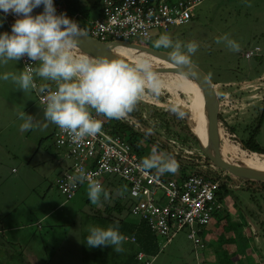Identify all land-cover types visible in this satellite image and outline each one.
<instances>
[{"label": "rangeland", "instance_id": "rangeland-1", "mask_svg": "<svg viewBox=\"0 0 264 264\" xmlns=\"http://www.w3.org/2000/svg\"><path fill=\"white\" fill-rule=\"evenodd\" d=\"M94 1L78 0L79 12L74 15L78 17L84 14L82 21L86 23L97 19L100 15L101 1L95 6ZM7 14L12 20L18 18L10 11ZM65 15L68 16L67 13ZM193 15L192 21L187 25L171 27L168 31L154 29L151 31L150 40L138 39L137 43L171 52V49L154 46L161 34H167L173 42L179 41L182 44L195 42L198 48L190 56V61L208 76L219 95L223 90L225 92L233 90L232 88L238 84L242 87L264 84V58L260 60L254 56L247 59L243 56L245 50L255 45L260 47V54L264 51V0H203L193 8ZM0 22H2L0 32L11 31L10 20L1 13ZM225 35L239 44L238 51H232L223 43H217V40ZM114 56L129 63L138 57L130 53ZM151 62L154 66L161 65L156 61ZM22 70L24 67L21 58L17 62L8 61L7 64L0 65V73L18 74ZM158 76L162 81L159 94L146 91L137 104L148 111L151 104L164 108L177 131L187 129L191 131L196 115L192 109V96L179 88L166 86L176 82L175 75ZM36 79L41 85L52 83L38 76ZM197 87L200 89L198 84ZM237 92L241 94L236 96V105L240 108L236 112L240 114V111L249 109L245 115L252 114L250 109L253 105L248 99L250 94H256L255 91L248 89ZM183 107L189 112L183 118H178L172 109L182 111ZM22 112L32 115L38 126L28 132H21L19 125L22 122L20 119ZM45 123L47 127H42ZM144 126H146V136L152 133L150 119ZM55 128L54 124L44 120L43 107L38 100L37 91L29 89L22 92L11 80H0V264H142L129 260V256L137 250L136 244L132 242L125 241L122 245L124 250L119 254L110 246L89 248L85 245L87 226L110 225L107 219L105 221L101 219L106 215L105 207L113 205L115 201L122 205L128 204V188L120 177L104 175L101 181L110 198L102 200L100 206L89 202L86 193L87 183H82L76 195L66 200L55 184L56 176L68 165L64 156L65 150L57 147L54 142ZM221 129L224 138L237 145L232 134L222 127ZM160 130L163 135L161 138H168L167 145L174 153L187 157L192 155L204 160L205 157L197 150L192 139L187 142L188 146L184 153L180 141L174 137L171 129L164 127ZM202 132L207 139L205 119L202 121ZM256 139L264 146V120ZM141 146L149 154L154 151L152 146H145L144 142H141ZM237 146L233 148L238 150ZM246 160L252 161L251 158ZM153 172L166 178L177 177L176 171L163 174L156 170ZM245 194L246 191L243 190H232L229 191L228 198L241 199ZM227 205L231 213L230 217L234 219L236 217L234 206ZM243 208L246 220L255 236L264 234V229L259 224L264 218V213L252 204ZM222 213L224 212L218 211L213 214L210 223L201 229L214 230L216 227L214 219L217 221ZM127 218L136 220L129 213ZM187 234V228L179 230L175 237L153 257L151 264H196L195 254L201 255L203 249L197 248L195 252L193 242ZM215 237L224 238L225 235L219 234ZM158 242L163 244L164 240L158 237ZM214 243L219 244L216 240ZM224 244L227 245L226 242ZM235 250L236 248H222L215 251L213 254L217 256V261L208 264H239ZM249 255L251 262L261 263L260 255L264 257V249L261 254L250 250ZM246 261L242 262L246 263Z\"/></svg>", "mask_w": 264, "mask_h": 264}, {"label": "clouds", "instance_id": "clouds-1", "mask_svg": "<svg viewBox=\"0 0 264 264\" xmlns=\"http://www.w3.org/2000/svg\"><path fill=\"white\" fill-rule=\"evenodd\" d=\"M41 5L43 11L31 15L32 10ZM0 11L3 14L11 11L18 17L11 24L10 32H0V65L17 62L24 56L31 62H39L35 68L25 64L24 70L18 74L0 73V80H11L22 92L36 87L34 73L54 82L55 89L46 90L44 120L65 131L72 143L78 144L85 137L100 132L102 121L92 115L93 111L105 118L120 120L133 110L146 91L159 94L162 81L148 58L137 57L129 63L73 54L77 37L82 34L81 28L64 13L57 14L53 0H0ZM217 43H223L232 51L239 49V44L227 35ZM154 46L171 49L170 59L179 67L189 64L190 56L198 48L195 42H173L167 34H161ZM172 111L178 118L185 115L176 108ZM20 119L21 132L38 126L34 117L25 112L20 114ZM42 127H47V123ZM137 167L142 173L156 170L163 174L175 172L177 163L172 157L154 150L142 158ZM69 179L74 186L87 182L86 193L92 205L100 206L102 200L110 198L102 184L91 179L83 169L77 168ZM86 230L84 243L87 247L110 246L117 254L124 250L122 245L127 237L120 232L118 225L103 227L93 224Z\"/></svg>", "mask_w": 264, "mask_h": 264}, {"label": "built area", "instance_id": "built-area-1", "mask_svg": "<svg viewBox=\"0 0 264 264\" xmlns=\"http://www.w3.org/2000/svg\"><path fill=\"white\" fill-rule=\"evenodd\" d=\"M203 0H102L100 15L89 25L87 34L101 42L126 41L137 43L138 39L148 41L151 31L158 29L168 31L171 27L182 26L191 21L193 8ZM57 14H66L60 5H54ZM76 20V15L71 16ZM255 45L245 50L244 58L250 59L260 52ZM73 54L85 55L73 48ZM23 67L27 64L35 68L39 62H31L28 57L21 58ZM37 97L44 107L47 89L55 85H41L34 73ZM92 115L102 121V127L95 136L85 137L80 143H72L68 134L57 126L54 131V142L64 149L68 161L65 169L55 178L59 192L66 200L72 199L81 187L73 185L69 177L77 168L83 169L91 179L102 184L104 175H116L125 182L128 188V213L138 221H143L157 237L164 242L163 249L176 235L187 228L188 238L195 246L200 245L198 234L203 226L210 223L214 212L222 207L217 198V190L223 183L222 178L208 179L199 174L181 175L166 178L152 170L142 173L138 170L141 161L133 146L119 133H112L103 115ZM84 183H87L86 181ZM103 186V184H102ZM158 194V195H157ZM126 241L135 242V237ZM201 246V245H200ZM142 264H151L153 257L142 251L136 254ZM197 264H202L196 255Z\"/></svg>", "mask_w": 264, "mask_h": 264}, {"label": "trees", "instance_id": "trees-1", "mask_svg": "<svg viewBox=\"0 0 264 264\" xmlns=\"http://www.w3.org/2000/svg\"><path fill=\"white\" fill-rule=\"evenodd\" d=\"M102 0H95L93 3L95 5H99L98 2ZM78 0H53L54 5L60 4L68 14V18L71 19V16L74 13L79 12L77 6ZM100 11V10H99ZM11 12V11H10ZM1 14L2 11H0ZM79 14V13H78ZM5 18L10 20V23H14L15 20H12L8 14H3ZM84 14H80L76 17L77 24L80 28L88 32L89 24L82 21ZM193 18V17H192ZM191 18V21H192ZM72 20V19H71ZM190 21V22H191ZM189 22V23H190ZM188 24V23H187ZM185 24V25H187ZM184 26V25H183ZM133 54V53H130ZM136 55V54H133ZM138 57H142L136 55ZM257 56V55H256ZM153 65V63H152ZM157 66V65H156ZM155 66L153 65V68ZM171 74V73H169ZM162 75V74H158ZM174 75V74H172ZM175 83V84H174ZM166 84L168 88L172 86L174 88H179L185 93H188V90L184 85L180 82V80L176 77V82ZM50 85V83L46 84ZM233 85V84H231ZM234 86V85H233ZM199 89V88H198ZM233 90L231 91H222L220 95H218V101L220 105L219 113H218V122L220 127L224 128L226 132L232 134L231 136L234 138V141L237 145L231 143L226 138H224L222 131H219V153L221 156L231 159V160H246L251 158L252 162L256 164H263L264 165V146L257 142V134L261 129L263 120H264V84L259 86H246L242 87L236 85ZM255 91V95H249V99L251 104L253 105L250 111V115L246 116V109L245 111L238 114L236 111L239 110V106H237L236 96H239L241 93L237 92L248 90ZM257 93H259L257 95ZM200 95V104H201V111L202 117L206 120V111L203 106V97L202 93L199 89ZM152 106L149 107V111L144 109L142 105L136 103L133 110L128 113L124 118L120 120L116 119H107L109 127L112 133H119L121 134L132 146L133 149L138 153L139 157L142 159L149 155V152L141 146V142H144L145 146H152L155 151L160 154L172 157L177 163L176 175L177 177L181 175H188V174H199L208 179L216 180L218 178H222L223 183L217 190V198L222 203V207L214 212V215L220 211L224 212L217 219L215 225L218 226L222 224V228L225 232L231 229L234 235H231L230 238H233L235 241V245L238 251L247 250L249 249L250 245L249 242L254 244L256 249L261 254L262 245L260 241L264 243V234H260V240L258 237H255L253 231L251 229V225L246 220L245 211L243 206H247L252 204L256 209L260 212L264 213V182L252 181V180H239L238 178L228 174L223 169H220L214 166L202 149V144L200 143L199 139L195 136L192 129L185 131H177L172 124L173 120L170 119L169 113H167L166 109L161 107H156L155 104H151ZM250 105V104H249ZM181 107V106H180ZM181 110L187 115L189 110L186 108H181ZM234 111V112H233ZM150 119L151 125V132L148 133L146 136L145 130L146 126L144 124H148ZM168 128L171 129L173 132L174 137L180 141V145L182 146V150L185 153L186 146H188V141L192 139L197 146V150L204 156V160H201L197 157H187L183 156L180 153H174L167 145V139L161 138L163 135L161 133V128ZM162 135V136H161ZM237 146L238 150L233 148V146ZM242 148V150H241ZM235 156V157H234ZM153 171V170H152ZM232 190H243L246 191V194L243 198L239 199L236 197H229L228 193ZM226 202H230L232 206H234L235 218L231 219L230 211L228 209V205ZM128 204H120L119 202L115 201L113 205H109L105 207L106 215L101 217L104 221L107 219L110 224L118 225L119 230L122 234L128 237H135V242L137 250L129 256V260H133L135 262H139L136 259V254L139 251L144 252L148 256L154 257L159 250H161V246L158 242V237L155 235L145 224L143 221L138 220H129L127 218V214L129 211ZM227 205V206H226ZM257 222V221H256ZM261 228L264 229V218L259 223ZM248 230L250 237L248 238L247 234H245V230ZM201 231V230H200ZM264 231V230H263ZM231 232V231H230ZM224 236L225 234H220ZM200 238V245L195 246L193 242V250L196 252L197 248H204L205 244L200 236V232L198 234ZM226 237V236H225ZM222 238V240L217 241L219 244H214L217 247H220L222 244H226L229 242L228 238ZM232 240V239H231ZM130 242V241H128ZM133 243V242H132ZM230 244V243H229ZM234 244V243H233ZM213 245V246H214ZM215 247V246H214ZM197 255V254H195ZM199 256V255H197ZM197 261V260H196ZM203 264V263H202ZM259 264V263H256ZM261 264H264V257H262Z\"/></svg>", "mask_w": 264, "mask_h": 264}, {"label": "water", "instance_id": "water-1", "mask_svg": "<svg viewBox=\"0 0 264 264\" xmlns=\"http://www.w3.org/2000/svg\"><path fill=\"white\" fill-rule=\"evenodd\" d=\"M43 11V6L34 8L31 15L35 16ZM82 31V34L77 37L76 44L73 48L79 50L83 54L91 58H113L120 59L114 56L110 51L116 47L124 46L135 49L139 53L162 61L164 65L155 66L153 69L158 74H176L192 78L200 87L203 97V106L206 111L207 120V145H203L202 149L209 161L216 167L223 169L228 174L241 180H252L264 182V170L253 169L241 163L230 162L223 159L219 153V131L221 127L218 122V113L220 109L217 90L211 83L208 76L195 64L189 61V64L179 67L171 61L169 53L162 50L153 49L147 45L126 41H108L101 42L92 38L87 32ZM122 60V59H120ZM123 61V60H122ZM125 62V61H124Z\"/></svg>", "mask_w": 264, "mask_h": 264}, {"label": "crops", "instance_id": "crops-1", "mask_svg": "<svg viewBox=\"0 0 264 264\" xmlns=\"http://www.w3.org/2000/svg\"><path fill=\"white\" fill-rule=\"evenodd\" d=\"M257 57L258 58H260V60H262V58H264V51L263 52H261V54L259 53L258 55H257ZM37 66H38V64H37ZM48 84V83H47ZM51 85H55V83L54 82H52V83H50ZM43 85H45V84H43ZM227 204H230V202H226ZM214 222H216L215 221V219H214ZM214 225H215V223H214ZM216 226V225H215ZM243 230H245L244 232H245V234H247V235H245V236H247L248 238L250 237V234H249V232H248V230H246V229H243ZM231 231V232H230ZM232 232H234V231H232L231 229H229V230H227L226 232H225V230L222 228V224H219L218 226H216L215 227V229L213 230V228H211V229H207V228H205L204 230H202L201 229V231H200V233L202 234V235H200L201 236V238H202V240H203V237H205V240H203V243L205 244V246H204V248H202L203 249V253L201 254V255H199V254H197V255H199V259L201 260V262L203 263V264H208V263H213V262H215V261H217V256H215L213 253L215 252V251H218L219 249H226V248H230V249H233V248H236V250H235V254H236V259H237V261H238V263L239 264H256V263H259V264H261L260 263V261L259 262H251V256L249 255V252H250V250H254L255 252H259L257 249H256V247L254 246V244L253 243H251V241L249 242V245H250V247H249V249H247V250H242L241 252L240 251H238V249H237V247H236V245H235V241L233 240V238H230V236L231 235H234ZM219 234H225V236H226V238H228V243H227V245H225V244H222L220 247H217L216 245H214L215 243V240H216V242L219 240V238L218 239H216V235H219ZM254 234V236H255V233H253ZM203 236V237H202ZM255 237H257V236H255ZM258 238H259V240H260V236H258ZM232 239V240H231ZM226 242V241H225ZM230 243V244H229ZM234 243V244H233ZM260 244L262 245L261 247H262V249H264V243L263 242H261L260 241ZM215 247H214V246ZM229 245H230V247H229ZM261 249V250H262ZM205 251V252H204ZM260 254V253H259ZM243 255V256H242ZM195 258H196V255H195ZM247 259V261H246V259ZM260 258L262 259V257H261V255H260ZM249 260V261H248ZM242 261H246V263H243ZM197 262V261H196ZM197 264V263H196Z\"/></svg>", "mask_w": 264, "mask_h": 264}, {"label": "bare ground", "instance_id": "bare-ground-1", "mask_svg": "<svg viewBox=\"0 0 264 264\" xmlns=\"http://www.w3.org/2000/svg\"><path fill=\"white\" fill-rule=\"evenodd\" d=\"M113 55H119V54H124V53H133L145 58H148L151 61H156L157 63L164 65L162 61H159L154 58H150L143 53L137 52L135 49L127 48L124 46H119L110 51ZM180 82L184 85V87L187 88L188 93L192 96V109L196 113L195 118H194V126L192 127V131L195 134V136L199 139L200 143L202 145H207L208 140L205 138L202 132V111H201V104H200V95H199V89L197 87L196 82L190 78L186 77L183 75H176L174 74ZM223 159L230 161V162H235V163H241L247 167L253 168V169H259V170H264V165L263 164H256L252 161L249 160H231L227 159L223 156H221ZM235 157V156H234Z\"/></svg>", "mask_w": 264, "mask_h": 264}]
</instances>
